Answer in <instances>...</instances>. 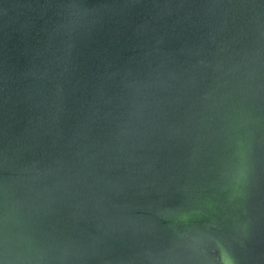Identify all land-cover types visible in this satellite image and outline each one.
<instances>
[{
	"label": "water",
	"instance_id": "obj_1",
	"mask_svg": "<svg viewBox=\"0 0 264 264\" xmlns=\"http://www.w3.org/2000/svg\"><path fill=\"white\" fill-rule=\"evenodd\" d=\"M0 264H264V0H0Z\"/></svg>",
	"mask_w": 264,
	"mask_h": 264
}]
</instances>
